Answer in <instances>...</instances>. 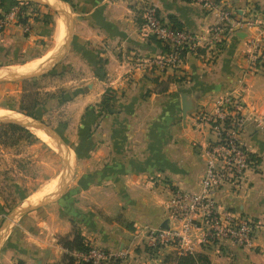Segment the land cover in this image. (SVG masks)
<instances>
[{"label": "crops", "instance_id": "1", "mask_svg": "<svg viewBox=\"0 0 264 264\" xmlns=\"http://www.w3.org/2000/svg\"><path fill=\"white\" fill-rule=\"evenodd\" d=\"M11 1L4 0L1 10ZM41 1L33 2L39 7L27 19L28 32L20 24L0 29V81L35 83L38 76L72 73L68 83L74 87L62 91L70 95L59 106L70 110L64 128L79 133L67 141L75 150V181L63 179L56 192L34 203L26 202L28 195L0 216V264H71L60 239L77 233L84 243L91 239L105 250L127 252L112 264H175L179 251L150 245L147 232L171 224L167 187L198 190L212 135L208 127L197 126L196 115L213 111L229 94L243 105L247 121L240 139L258 164L246 172L239 190L224 186L215 198L257 220L259 228L251 246L226 241L220 252L199 246L195 252L211 264H264V131L255 121L264 113V71L242 73L249 32H232L214 62L188 54L183 66L188 79L158 92L165 80L154 82L141 68L160 50L158 41L141 34V6L153 3L163 18L203 37L216 22L215 12L189 0ZM219 1L239 12L256 7L264 20V0ZM50 51L40 69L3 70L28 65ZM108 89L112 97L98 109ZM93 108L101 115L92 126Z\"/></svg>", "mask_w": 264, "mask_h": 264}, {"label": "built area", "instance_id": "2", "mask_svg": "<svg viewBox=\"0 0 264 264\" xmlns=\"http://www.w3.org/2000/svg\"><path fill=\"white\" fill-rule=\"evenodd\" d=\"M205 10L215 12L216 22L205 37L174 26L163 18L153 3L141 6V34L159 42L157 55L141 66L158 81L177 79L185 75L183 66L188 54L214 62L227 37L235 31L249 32L246 40L247 66L242 73L264 71V20L259 19L253 6L237 11L219 0H189ZM20 10V9H18ZM17 6L1 17L0 27L16 22ZM24 32L28 23H19ZM140 66V63L138 64ZM238 96L226 95L217 100L213 111L201 110L196 124L206 126L212 140L204 149L206 166L199 179L196 192H186L177 186L167 187L169 198L165 204L171 224L166 228L150 229L148 242L152 246L171 245L179 252H195V246L213 248L220 252L226 241L239 247L251 246L259 222L235 209L221 205L215 195L224 186L239 190L246 181V172L256 167L257 157L241 142L240 135L247 121ZM257 127L264 131V113L255 117ZM83 250H67L73 264H112L123 260L126 251L111 252L98 246L94 240H86Z\"/></svg>", "mask_w": 264, "mask_h": 264}, {"label": "rangeland", "instance_id": "3", "mask_svg": "<svg viewBox=\"0 0 264 264\" xmlns=\"http://www.w3.org/2000/svg\"><path fill=\"white\" fill-rule=\"evenodd\" d=\"M24 2L27 1L22 0L20 4L13 5L17 6V10L20 9L15 16L17 21L11 20V22L0 27V29H4L11 24L19 25V23H22L19 21L21 15L23 17L27 15L29 18L33 16L36 10L33 6L23 8L25 11L21 10ZM13 6L6 10H1L0 7L1 17L8 14L13 9ZM4 68L11 72L26 73V71L14 70V68H17L15 66ZM4 68L3 70H5ZM58 69H54L52 72L58 74ZM70 74L72 73L65 72L62 74L63 76L49 74L38 76L34 80L35 83L30 80L24 82L0 81L1 117L24 118L20 112H16L17 110L20 111L19 107L38 102L35 108L34 121L25 119L21 122L8 121L23 125L32 136L4 127L2 123L7 121L0 119V216L9 213L28 195L26 202H35V195L44 190L43 188L46 186L48 188L56 182H62L65 178L68 179L69 184H73L75 181V150L67 141H70L71 138H77L79 133L75 129L64 128V125H67L65 122L69 123L68 113L70 110L65 106H59L63 99L68 97L67 94L70 95L69 93L63 94L62 91L74 87L73 82L68 83V78L73 80V76ZM51 93L55 94L52 102L53 96ZM48 94L51 95L49 96ZM108 95H112L111 89H109ZM98 105L94 106V108H97ZM94 108L91 109L92 112ZM98 109L102 110V106L99 105ZM101 110H97L96 114L90 112L92 126L99 119L98 115H101L99 114ZM3 111L5 112L3 113ZM24 115L26 116V114ZM26 122H31L32 124L26 126L24 125ZM38 124H42L44 129L36 126ZM58 185L60 186V183ZM59 186L53 193L59 189Z\"/></svg>", "mask_w": 264, "mask_h": 264}, {"label": "trees", "instance_id": "4", "mask_svg": "<svg viewBox=\"0 0 264 264\" xmlns=\"http://www.w3.org/2000/svg\"><path fill=\"white\" fill-rule=\"evenodd\" d=\"M18 2H19V0H12L10 6L16 5V4H18ZM3 4H4V0H0V7H2ZM30 6H33V8L36 10L39 7L38 4L27 1V2H24V4L21 6V10L23 8H28ZM23 11H25V10L23 9ZM28 18H29V16H27V15H25L24 17L21 15L19 21L22 23H26ZM170 22H172L174 26H177L178 28H182L180 26V24L177 21H175L174 19H171ZM140 23H141V20H140ZM152 39L155 40L156 42L158 41L157 39H155L153 37H152ZM187 79H188L187 75L180 76L177 79L168 78L165 82H161V87L159 88L158 92L159 91L160 92L165 91L167 89L169 83H171V82L179 83V82L186 81ZM153 81L157 82V78H153ZM108 92H109V89L107 90V94L104 96L103 104L102 105L100 104L101 106L104 105L105 101H107L108 99H110L112 97L111 95H108ZM111 92L113 93V90H111ZM37 104H38V102H32L28 106L19 107V110L26 115L34 116L35 108H36ZM2 125L4 127H7L9 129L13 130V131H21V132H24L26 135L32 136V134L29 132V130L26 129L25 127H23L22 125H18L15 123H2ZM60 242L64 246V248H66L68 250H83L85 248L84 242L78 233L75 234V236L72 239L62 238V239H60ZM67 256H68L67 259L72 264L74 261L73 257L70 255H67ZM174 260H175V264H211L208 257L202 252H194V253L179 252L175 256Z\"/></svg>", "mask_w": 264, "mask_h": 264}, {"label": "bare ground", "instance_id": "5", "mask_svg": "<svg viewBox=\"0 0 264 264\" xmlns=\"http://www.w3.org/2000/svg\"><path fill=\"white\" fill-rule=\"evenodd\" d=\"M60 23V22H59ZM62 25V24H61ZM53 52V51H52ZM51 56H52V53H51V51L49 52V53H47L46 55H44L43 57H41V58H39V59H37L36 61H34V62H30V64H28V65H25L24 64V66H22V67H17V68H14V70H21V71H33V70H35V69H40L39 67L40 66H42V64L45 62V60H47V59H49V58H51ZM45 64V63H44ZM5 69V68H4ZM12 69V68H11ZM10 69V70H11ZM6 71L8 70V69H5ZM5 111H3V113H4ZM10 112V111H9ZM11 114V113H10ZM14 117H17V116H15V115H13ZM13 119H16V118H13ZM24 118H21V119H17V120H23ZM28 124H32L31 122H26V123H24V125H26V126H28ZM34 127H36V126H34ZM40 136V135H39ZM52 138V137H51ZM52 141V140H51ZM55 142V141H54ZM55 182V181H54ZM60 183V186H61V182H59ZM58 182H56L54 185H52V186H50V187H48V188H43L44 190H42V191H40L38 194H36L35 195V200H37L38 201V199H42V198H44V197H46L47 195H50V193H53V191L59 186L58 184H59ZM58 185V186H57ZM60 186H59V188H60ZM34 203V202H33Z\"/></svg>", "mask_w": 264, "mask_h": 264}, {"label": "water", "instance_id": "6", "mask_svg": "<svg viewBox=\"0 0 264 264\" xmlns=\"http://www.w3.org/2000/svg\"><path fill=\"white\" fill-rule=\"evenodd\" d=\"M26 1H32V2H36V3H45L44 1H41V0H26ZM0 119L1 120H4V121H16V122H21V121H24V120H17V119H13V118H11V117H0ZM25 120H32V121H34L35 120V118L34 117H32V116H30V115H26V117L24 118ZM6 122V123H7ZM9 123V122H8ZM36 126H38L39 128H43L44 129V126L42 125V124H38V125H36Z\"/></svg>", "mask_w": 264, "mask_h": 264}]
</instances>
